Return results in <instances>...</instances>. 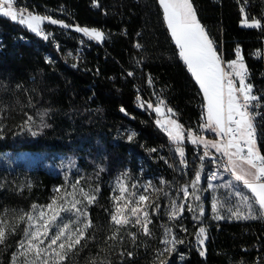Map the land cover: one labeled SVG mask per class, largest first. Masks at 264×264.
Returning <instances> with one entry per match:
<instances>
[{"label":"trees","instance_id":"1","mask_svg":"<svg viewBox=\"0 0 264 264\" xmlns=\"http://www.w3.org/2000/svg\"><path fill=\"white\" fill-rule=\"evenodd\" d=\"M19 1L25 12L51 16L68 27L43 23L42 29L50 33L45 39L0 16V219L8 222L9 229L16 228L0 245V264H10L13 253L18 252V241L27 226L19 216L33 204H48L57 186L67 188L77 180L80 188L97 198L86 206L93 224L86 237L91 238L67 264H92L93 260L96 264H159L161 242L172 235L184 242L171 254L160 256L168 264H264L263 217H231L241 198L228 194L240 191L251 196L250 191L231 181L230 188L223 187L229 180L221 175L212 183L219 187L206 189L204 174L209 165L204 158H191L187 130L200 132L205 100L179 56L158 0ZM193 3L224 61L235 59L239 47L248 69L246 82L253 85V93L264 106V28L241 24L245 15L249 20L264 15V0H247L246 6L245 0ZM62 6L74 23L98 28L105 38L96 43L83 37L69 18L50 13L49 9ZM136 86L142 90L141 96ZM161 99L174 109L176 115L171 118L183 125V159L168 144L145 103L156 105ZM29 116L33 118L30 130L24 123ZM41 119L47 127H41ZM257 125L259 133L264 120L258 119ZM129 136L133 138L129 140ZM258 143L264 152V139ZM27 154H36L38 159L29 160ZM60 157L70 159V168L60 165ZM184 163L186 172L182 171ZM197 172L202 178L195 196L190 185ZM125 173L127 185H136L138 191L147 179L164 183L149 200L151 235L129 224L120 229L122 240H110L117 227L110 219L115 210L113 184ZM212 196L223 205L218 206V213H210ZM77 198L83 199L79 192ZM173 203L185 205L176 219L169 218ZM85 205L86 201L78 207L84 210ZM253 207L258 213V206ZM240 211L247 215V206L243 204ZM217 214L225 219H215ZM66 215L76 220L74 213ZM84 222L80 217V225L73 227ZM166 227L172 230L167 237ZM200 227L206 229L205 256L199 254L196 240ZM132 232L135 241L129 235Z\"/></svg>","mask_w":264,"mask_h":264},{"label":"snow or ice","instance_id":"2","mask_svg":"<svg viewBox=\"0 0 264 264\" xmlns=\"http://www.w3.org/2000/svg\"><path fill=\"white\" fill-rule=\"evenodd\" d=\"M158 2L163 9V17L171 37L179 49V56L203 91L206 100V122L200 127L209 129L218 135L220 140L207 141L192 135L191 129L187 130L188 136L193 144L201 143L205 148L210 146L226 157L225 169L229 170L232 176L237 181H241L250 191L251 196L244 195L240 191H233L228 194L229 196L240 197L241 202L247 206L248 210L247 215L240 212L239 209L230 210L231 217L244 220L264 217V152L261 151L258 143V140L264 139V126H261L259 133L257 131V121L258 119L264 120V114L257 111L260 107V97L252 94L253 85L246 82L248 69L240 49L237 47L236 58L227 62L231 71L226 72L221 66L222 57L217 50L218 44L210 37L206 26L198 18L197 8L193 0H158ZM246 3L247 0H245V6ZM15 4L16 0H0V16L8 17L12 21L25 25L32 32L44 36L45 39L48 37L41 27L43 21H48L51 24H63V21L53 19L51 16H41L31 12L24 15L26 10H17L14 7ZM241 12L244 13V6L241 7ZM262 20H264V15L261 18H252L251 20L245 15L241 23L251 28H264ZM63 26L68 27V25ZM76 30L96 41H102L105 38V33L96 28L77 26ZM136 47L142 46L137 44ZM128 75H132V73L130 72ZM151 82L152 80L149 78V83ZM145 103L148 108H153L157 114L164 117L163 120L158 118L155 123L167 133L171 140L179 144L184 139V128L176 119L171 118L176 115L174 109L167 106L162 99L156 105L149 102ZM32 119L29 116L24 122L29 130ZM47 126L41 119V127ZM35 134L33 133V135ZM133 135L135 134L133 133ZM132 138V136L128 137L129 140ZM176 150L181 156L184 155L183 148L177 147ZM207 155L208 153L205 152V156ZM126 177L127 174L125 173L122 178H118L117 187L114 189V191L118 190L120 195L113 196L117 205L114 212L111 213L110 219L117 227L116 231L108 237L110 240L117 238L122 240L123 237L119 236L120 229L129 224L139 226L144 235H151L149 225L152 221L149 212L146 210L149 205L140 206L141 202H146L149 199L143 193L152 187L151 182L141 186L142 191L140 193L135 191L137 186L132 185L133 191L129 193L128 185L124 183ZM212 179H215V174H213ZM199 180L200 173L197 172L195 180L192 182L193 188ZM161 183L163 184L164 181L161 180ZM27 187L30 188L31 185L29 184ZM71 187L72 191L68 192L63 186H57L54 189L55 194L47 205L33 204L29 212L19 216V221H26L27 226L24 228L23 238L18 241V252L13 253L10 264H16L19 255L27 257L29 253H32L34 258L32 260L26 259L25 264H67L74 253H78L86 247L84 241L91 238L86 237V232L93 227L91 219L88 218L86 206L93 204L97 197L93 192H85L83 188H80L79 180L75 181ZM215 187L219 186L209 184V188ZM223 187L230 188L231 182H226ZM183 191L187 196V187ZM78 192L83 197L82 200L76 199ZM94 192L98 193L99 188H96ZM126 195H130L134 199H127ZM69 196L72 197L70 201L67 200ZM196 198L199 199V197ZM122 199L124 200L123 207L118 203ZM85 201V208L81 210L78 205L84 204ZM133 203L137 206L129 207ZM65 204H69L70 207H65ZM254 204L258 206V213L257 208L253 207ZM218 206L223 205L219 200H214L213 211L218 213ZM155 207L159 206L155 205ZM184 209L185 205L173 203L169 218H178ZM68 212L74 213L76 220L64 222L63 213ZM200 212L203 214L202 208ZM80 217H84L85 222L82 226L74 228V225H80ZM215 219L220 220L225 219V217L217 214ZM7 225L6 220L0 219V245H4L9 236L15 234L16 228L9 229ZM164 231L166 237L172 232L167 227ZM129 235L135 241L136 233L132 232ZM196 240L201 246L205 244L206 229L204 227L198 229ZM183 242V240L177 239L175 235H172L171 239H164L162 243L169 245V247L158 253L159 264H165L164 260H160V256H163L164 252L171 254L175 251L176 245ZM199 254L205 256L206 251L201 250ZM127 255L132 256L133 253L128 252ZM92 264H96L95 260L92 261Z\"/></svg>","mask_w":264,"mask_h":264},{"label":"built area","instance_id":"3","mask_svg":"<svg viewBox=\"0 0 264 264\" xmlns=\"http://www.w3.org/2000/svg\"><path fill=\"white\" fill-rule=\"evenodd\" d=\"M22 6H23V3H21L19 0H16V4L14 5V7H16L17 10H20L21 9L20 7H22ZM244 6H245V4H244ZM49 10H50V13L53 12L56 15V18L67 17L74 23V20L72 19V17H70V14L65 11L64 6L58 8V9H49ZM24 15H26V12H24ZM77 26H79L77 23L73 24V27L75 29L77 28ZM79 27H82V26H79ZM96 29H98V28H96ZM43 32L45 33V35H47V37L50 34L49 32H46L44 30H43ZM79 33L83 37L89 38L88 36L84 35L82 32H79ZM41 37L44 38V36H41ZM91 40H93V39H91ZM94 41L96 43H100V41H96V40H94ZM78 44H79V48L77 49V51L80 53L83 51L82 43L79 42ZM222 64H223V68L227 72V69H226L227 68V61H224L222 59ZM136 92H137L138 96L142 95V90L137 86H136ZM252 94L256 95L254 93H252ZM259 104H260V107L257 109V111L264 114V106L262 105V103L260 101H259ZM150 110L153 111V108H150ZM168 144L171 147H172V145H174V146L177 145V144L173 143L169 139V137H168ZM189 146L192 150V154H191L192 159L198 157V158H204L207 161L209 168L206 169L205 174H204V178L208 184L214 183L218 179L219 175L225 176L231 182L240 183L239 181H237L232 176V174L229 170L225 169V165L227 163V158L224 157L221 153H217V152L211 150L210 148H205L204 145L199 144V143H197V144L189 143ZM205 152L208 153L207 156H205ZM182 171L183 172L187 171V164L186 163L182 164ZM213 174H215V179H212ZM263 220H264V217H263ZM161 249L162 250L165 249V244L162 242H161Z\"/></svg>","mask_w":264,"mask_h":264},{"label":"rangeland","instance_id":"4","mask_svg":"<svg viewBox=\"0 0 264 264\" xmlns=\"http://www.w3.org/2000/svg\"><path fill=\"white\" fill-rule=\"evenodd\" d=\"M27 13L28 12H26V15H27ZM43 23H49V24H51L50 22H48V21H43L42 22V24H41V27L43 26ZM242 24V23H241ZM52 25H59V26H63L64 25V23L63 24H52ZM27 28V27H26ZM28 29V28H27ZM29 31H31L30 29H28ZM32 32V31H31ZM222 67H223V64H222ZM230 72L231 71V69L229 68V67H227V72ZM235 79H237L238 80V78H235ZM206 122V113H205V118H204V122H203V124ZM161 129V128H160ZM163 132H165L163 129H161ZM201 130H203V131H208V129L207 128H202L201 127ZM166 133V132H165ZM167 134V133H166ZM170 139V138H169ZM188 140L190 139V137L189 138H187ZM171 140V139H170ZM173 143H175V144H177V142H175V141H173V140H171ZM172 147L174 148V150L176 151V153L178 154V156H179V158L180 159H183L184 158V155L183 156H181L180 155V153L176 150L177 149V147H180V148H183V151H184V146L179 142V144H177V145H172ZM26 158L27 159H29V160H35V159H38L37 158V155L36 154H27L26 155ZM46 163V162H45ZM59 163H60V165H62V167H66V168H70V159H68V158H65V157H60L59 158ZM200 172H201V170H200ZM118 178H121V177H117L116 179H115V181H114V184H113V196L114 195H120V193H119V191L117 190V191H114V189H116V187H117V185H116V182H117V179ZM201 175H200V180L199 181H197L196 182V184L197 185H195V187L193 188L192 187V184L190 185V187H191V194L192 195H198L197 194V188H196V186H198V183H200V181H201ZM161 179H159V184L160 185H162V183H161V181H160ZM149 182H151V185H152V187H150V188H148V191L147 192H145V193H143V194H145V195H147L148 196V201H146V202H141V204H140V206L141 207H143V205L144 204H148L149 205V200H150V198H151V196L155 193V192H157V190H158V186H159V184L158 183H153V181L152 180H149V179H147L144 183H141L140 185L141 186H144V185H147ZM124 183L125 184H127L126 183V180L124 179ZM73 184V183H72ZM71 184V185H72ZM241 184V183H240ZM134 185V184H133ZM64 189H66L68 192H71L72 191V187L70 186V187H67V188H64ZM128 189H129V193H131L132 191H133V189H132V185L131 186H128ZM154 189H156V190H154ZM206 189H209V190H213V188H209V184L207 183L206 184ZM135 191L137 192V193H140L142 190H139L138 191V189L136 188L135 189ZM55 194V193H54ZM126 198L127 199H134V197H131L130 195H126ZM72 199V197H67V200H71ZM76 199H78L77 198V196H76ZM214 198H213V196H212V199H211V211H210V213H214L215 211H213V209H212V204H213V202H214ZM60 203H62V202H60ZM114 203H115V207H116V205H117V202L116 201H114ZM119 204H120V206L121 207H123V205H124V200L122 199L121 201H119L118 202ZM47 205V204H46ZM65 207H70V205L69 204H65L64 205ZM134 206H137L135 203H133V204H130L129 205V207H134ZM241 206H243V203L241 202V200H240V203L237 205V207H235L236 208V210L237 209H239V211H240V209H241ZM246 206V205H245ZM147 211H148V208L146 209ZM241 212V211H240ZM49 215L51 214L50 212L48 213ZM65 214V215H64ZM63 216H64V222H69V221H72V220H70V217L68 216V215H66V213H63ZM47 243V242H46ZM198 249H199V251H201V250H204V245L203 246H201V245H199V247H198ZM34 257H33V254L32 253H29L28 254V256L27 257H25V256H21V262H20V264H25V260L27 259V260H32Z\"/></svg>","mask_w":264,"mask_h":264},{"label":"crops","instance_id":"5","mask_svg":"<svg viewBox=\"0 0 264 264\" xmlns=\"http://www.w3.org/2000/svg\"><path fill=\"white\" fill-rule=\"evenodd\" d=\"M163 10V9H162ZM165 21V20H164ZM165 24H166V22H165ZM167 26V25H166ZM243 26H246V25H243ZM247 27V26H246ZM168 31H169V29H168ZM169 33H170V31H169ZM171 35V34H170ZM175 43V42H174ZM177 46V45H176ZM184 62V61H183ZM222 66V65H221ZM227 67H228V63H227ZM227 69V68H226ZM229 72V71H228ZM194 78V77H193ZM194 80H195V78H194ZM196 81V80H195ZM197 83V82H196ZM197 85L199 86V84L197 83ZM238 86V85H237ZM200 88V87H199ZM201 90V89H200ZM201 92H202V94H203V91L201 90ZM203 97H204V95H203ZM204 100H205V98H204ZM205 105H206V100H205ZM153 113L155 114V116H156V119H155V121L159 118V119H164V117L163 116H160L159 114H157L155 111H154V109H153ZM205 113H206V107H205ZM157 125V124H156ZM158 127V126H157ZM158 128H160V127H158ZM165 133V132H164ZM166 134V133H165ZM192 135H194V136H198V137H201V138H203V139H205V140H207V141H214V140H220V137L218 136V135H216L215 133H213L212 131H210L209 129H208V131L206 132V131H203V130H201L200 129V132L199 133H197V134H193L192 133ZM166 136L168 137V135L166 134ZM187 138H189V136H188V134H187ZM183 141H184V139L183 140H181L180 141V143L183 145ZM187 141H188V143H192L191 142V138L188 140L187 139ZM199 144H201V143H199ZM203 145V144H202ZM208 148H210L211 150H213V151H215V149L214 148H212V147H208ZM216 152V151H215ZM218 153V152H217ZM242 185H243V183L241 182V181H239Z\"/></svg>","mask_w":264,"mask_h":264},{"label":"water","instance_id":"6","mask_svg":"<svg viewBox=\"0 0 264 264\" xmlns=\"http://www.w3.org/2000/svg\"><path fill=\"white\" fill-rule=\"evenodd\" d=\"M168 263H169L168 261L165 262V264H168Z\"/></svg>","mask_w":264,"mask_h":264}]
</instances>
